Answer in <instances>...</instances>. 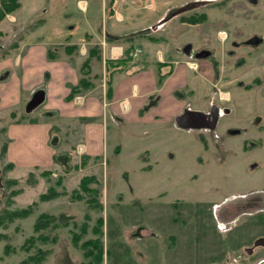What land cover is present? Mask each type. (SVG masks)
Here are the masks:
<instances>
[{"label":"rangeland","instance_id":"rangeland-1","mask_svg":"<svg viewBox=\"0 0 264 264\" xmlns=\"http://www.w3.org/2000/svg\"><path fill=\"white\" fill-rule=\"evenodd\" d=\"M65 1L67 9L74 11L75 0L72 4L19 0V8L0 20V149L13 139V126L29 121L53 125L50 142L55 146L54 164L48 168L53 171L52 182L38 177L36 184L27 183V174L38 175L47 169L43 167L18 166L4 173V179H16L20 189L8 208L21 209L37 201L58 176L70 192L83 176L94 175L98 183L91 186L101 194L102 209H91L84 200L71 201L68 195L39 202L27 218L15 220L7 229L0 227L9 237L0 241V264H18L37 247L48 251L41 264H88L90 259L73 245L72 233H80L86 225L80 243L96 238L91 230L100 217L105 252L99 264H257L264 258V0H190L178 6L179 0H168L172 6L168 23H155L138 33L160 37L158 47L175 54L172 67L176 63L195 67L186 68L192 79L177 94L185 100V108L172 121L146 124L141 132L136 123L111 118L107 109L110 135L100 156L77 152L81 131L75 133L71 121L60 113L45 110L44 93L41 103L26 111L28 102L43 90L30 93L28 86L36 81H23L28 68L24 62L21 67L15 63L17 55L24 60L37 46H46L50 53L56 48L53 45L85 39V30L91 33L92 28L97 31L89 34L91 46L106 42L110 33L104 29H109V23L100 11L92 15L101 0H87L92 23H85L79 11L76 17L80 18L51 17L45 11ZM188 4L194 5L179 11ZM141 11L154 17L158 12ZM201 14L206 15L202 23L180 20ZM112 24L120 32L136 26ZM252 36L251 46L237 47V42ZM146 41H140L148 52L144 56L152 54L156 64L154 42ZM186 45L188 52L183 50ZM204 52L208 55L197 57ZM100 53L107 60L108 49L104 52L101 45ZM43 62L40 59L38 66ZM153 102L154 96L149 99ZM185 110L216 112L214 128L180 127L176 118ZM84 157L85 166L76 168ZM6 163L5 156L0 158L1 166ZM2 207H7V201L1 195ZM40 213L56 215L58 228L50 232L57 234V242H37L25 252L20 246L35 235L33 225ZM6 242L15 249L9 255L4 254Z\"/></svg>","mask_w":264,"mask_h":264},{"label":"crops","instance_id":"crops-1","mask_svg":"<svg viewBox=\"0 0 264 264\" xmlns=\"http://www.w3.org/2000/svg\"><path fill=\"white\" fill-rule=\"evenodd\" d=\"M73 1L68 0L67 2L72 4ZM179 1L177 6L190 0ZM68 6L65 1L53 6L52 11L48 8L45 11L51 17L68 15L70 18H80L76 17L77 11H79L83 14L82 18L85 19V23H92L90 18L93 19V16L88 15L90 10L87 0H75L74 11L67 9ZM171 7L168 0H109L108 2L101 0L100 6L96 7L95 5L94 11L96 12H92V15H97L100 11L106 20L105 24L109 23V29L106 26L104 29L105 33L106 31L110 33L106 36V42L99 40L91 46L93 38L89 34L97 31L92 28L89 30L91 33L85 30L83 34L85 39L79 37L77 41H70L69 39L66 43L53 45L56 48H52L50 53L46 46H37L31 50L28 56L24 57V60L21 54L16 56V67H21L24 62L23 66L28 68L27 75L23 76V81L28 82V84L36 81V83L33 82L28 86L30 93L36 89L43 90L40 94L44 93L42 104H45V110L60 113L63 119L71 121L75 133L78 130L79 133L81 131L80 143L76 145L77 152L86 153L87 156H100L105 151L107 137L110 135L107 128V109L110 111L111 118L115 116L117 117L115 119H119L127 125L136 123L137 129L141 132V127L146 124L147 126L150 124L151 126H159V123L164 124L172 121L185 108V100L178 97L177 94L187 87L192 79V75L186 71V68L190 67L178 63L172 67L175 54L168 49L164 52L158 47L157 41L160 37L138 33L155 23L165 22L167 12ZM141 10L152 12L157 10L158 12L154 17L144 15ZM112 23L136 26L130 28L128 32H120ZM167 23L165 22L164 26ZM134 32L137 33L134 35L135 37L128 35ZM156 32H159L158 28L154 31V33ZM158 35L162 34L159 33ZM146 39L154 42L151 49L156 47L155 60L164 63L161 72L170 71L160 83L157 77V65L153 64L152 54L144 56L148 52L142 48L141 43L142 41L147 42ZM120 40L126 42L120 43ZM96 44H101L104 52L108 49L109 57L107 60L124 58L129 47L132 50L140 48L142 54L137 61H133L131 57L126 62L125 70L114 74L110 73L111 71H106V60L102 59L101 53L98 57H92L88 66L84 67V71H88V75L85 77L91 87L69 100L68 95L71 88L76 86L80 78L83 77L81 67L88 55V48L90 49ZM101 45L96 46L101 50ZM111 48L119 53L117 58H111ZM1 49L3 50L4 47L1 46ZM175 50L177 51V49ZM158 54H161L160 57ZM165 56L167 61H164ZM40 59L41 61L44 59L45 62L38 66ZM37 80H40L38 81L40 83L37 84ZM30 96L31 94L27 99ZM152 96L155 97V102L149 103ZM80 120L83 124H80ZM52 128L53 125L47 122L17 123L11 131L13 139L6 148V162H12L15 167H43L47 169L51 167L54 164L55 149L54 144L50 142ZM122 130L127 133L128 127H124ZM261 259L264 260V258Z\"/></svg>","mask_w":264,"mask_h":264},{"label":"trees","instance_id":"trees-1","mask_svg":"<svg viewBox=\"0 0 264 264\" xmlns=\"http://www.w3.org/2000/svg\"><path fill=\"white\" fill-rule=\"evenodd\" d=\"M19 0H0V20L4 19L7 13H11L19 8ZM181 22L189 23V24H197L202 23L206 20V15L201 14L199 16H190V17H181ZM131 37V36H130ZM128 37V38H130ZM100 48L96 45L92 48L88 49L87 57L82 65V74L83 77L80 78L79 83L71 88V91L68 95V99L71 100L73 97L84 91L88 90L91 85H89V81L86 79V75H88V71H84V67L88 66V63L92 57L100 56ZM132 48L127 49L126 56L119 60H106L105 66L106 71H111L110 73H120L125 70L126 62L130 60L132 57ZM157 77L158 82L160 83L170 71L161 72V67L164 63H160L157 61ZM7 148V143H4L0 149V158L5 156ZM87 156V155H86ZM53 160H55V156L53 155ZM86 157L81 158L80 164L76 165V168L80 166H85ZM15 167L12 162H7L4 166L0 165V196L6 198L7 207L0 208V227L2 229H7L10 224H12L17 219L27 218L34 210V207L39 202H47L58 198L60 196L68 195L71 201H81L84 200L87 206L91 209H102V202L100 200L101 194L98 188L95 186H91L92 184L97 185V179L94 175H85L79 181L78 187L74 188L70 192H67L63 187V177L58 176L53 181V183L49 184L46 191L41 193L37 199L32 204L27 207L21 209H9L8 206L12 203V197L16 196L20 189L16 188L17 180L16 179H4V173L7 170H11ZM39 169V167H36ZM53 171L50 169H41L38 175L34 172H29L26 177V181L29 185H34L38 181V177H44L46 180L50 182L51 175ZM52 182V180H51ZM7 188H12L9 192H6ZM60 188V190H58ZM56 215L49 213H40L36 219L35 224L33 225V230L35 235L28 236L20 248L25 252L31 251L32 248L36 246L37 242L42 244L46 243H56L57 242V234L51 235L50 231H54L58 228V223L56 222ZM88 218V216H87ZM103 226V218L100 217L96 225L93 227L91 232L96 235L94 239H87L81 242L82 235L86 234V225H82L80 233L73 232L72 233V241L73 245L79 247L84 254L85 258L90 259L88 264L94 263L99 264L103 261V254L105 252L103 243L101 241V236L103 235V231L101 227ZM8 235L4 232L0 231V241H7ZM36 252L29 253L23 260H21L18 264H41V262L45 259L48 254L47 250L41 249L39 247L35 248ZM15 251L13 247L10 246L8 242L4 245V254L9 255L10 252Z\"/></svg>","mask_w":264,"mask_h":264},{"label":"water","instance_id":"water-1","mask_svg":"<svg viewBox=\"0 0 264 264\" xmlns=\"http://www.w3.org/2000/svg\"><path fill=\"white\" fill-rule=\"evenodd\" d=\"M252 2H255V0H251ZM194 4H188L186 5L185 7L181 8L179 11L182 12L190 7H192ZM190 49V46L189 45H186L184 47V51L185 52H188ZM206 55H208L206 52L204 53H199L197 54V57H205ZM41 94H36L27 104L26 106V111H31L33 110L36 106H38L41 101H42V97H40ZM196 119V117H209L210 120H213V123L211 125H207V124H199V123H195V122H190V120L192 118ZM176 121L178 123V125L180 127H183V128H188V127H214L215 126V122H216V118L213 114L211 115H207V114H203L201 112H198V111H189V110H185L180 116H178L176 118ZM259 264H264V260H262Z\"/></svg>","mask_w":264,"mask_h":264},{"label":"flooded vegetation","instance_id":"flooded-vegetation-1","mask_svg":"<svg viewBox=\"0 0 264 264\" xmlns=\"http://www.w3.org/2000/svg\"><path fill=\"white\" fill-rule=\"evenodd\" d=\"M252 41H254L253 40V36L252 37H250V38H248L247 39V41H244L243 43L242 42H237V47L239 46V47H244V46H251L252 44H253V42ZM236 43V42H235ZM251 43V44H250ZM232 45H235L233 42H232ZM213 115L215 116V118H216V120H217V113L216 112H214L213 113ZM211 119V118H210ZM209 119V117H196V119H195V117L194 118H192L191 120H190V122H195V123H199V124H207V125H211L212 123H213V120H210ZM215 124H216V122H215ZM206 128H210V129H212V128H214V127H206ZM263 259H260V260H258L256 263L257 264H259L261 261H262Z\"/></svg>","mask_w":264,"mask_h":264},{"label":"built area","instance_id":"built-area-1","mask_svg":"<svg viewBox=\"0 0 264 264\" xmlns=\"http://www.w3.org/2000/svg\"><path fill=\"white\" fill-rule=\"evenodd\" d=\"M141 54H142V50L136 48L132 52V58H134V60H137L139 58V56H141ZM160 55L161 54H158V57H160ZM110 56H111V58H117L119 56V53L116 50H113V48H111ZM190 67H193V65ZM193 68H195V67H193Z\"/></svg>","mask_w":264,"mask_h":264}]
</instances>
